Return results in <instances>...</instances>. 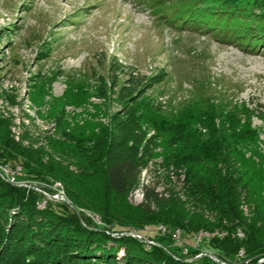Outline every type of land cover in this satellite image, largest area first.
<instances>
[{
    "label": "rangeland",
    "instance_id": "1",
    "mask_svg": "<svg viewBox=\"0 0 264 264\" xmlns=\"http://www.w3.org/2000/svg\"><path fill=\"white\" fill-rule=\"evenodd\" d=\"M219 2L0 0V149L9 145L8 151L0 153V179L40 191L24 179L22 162H29L33 169L55 163L76 177L74 183L81 192L99 195L101 177L92 174L85 156L94 155L97 144L107 142L106 136L122 135L127 121L139 117L126 144V150L133 148L135 159H141L139 182L124 198L125 205L140 207L141 188L148 185L161 198L183 204L187 213L200 211L185 189L184 170L164 166L160 140L150 120H176L195 111L203 118L212 111L233 109L244 113L257 134L256 150L264 155V37L255 44L245 36L251 22L256 27L262 23L246 18L243 11L264 8V0H248V6L241 5L228 15L216 10L202 13ZM11 148L30 155V160H16ZM4 170L12 173L15 183ZM52 184L48 188L53 193H42L75 209L62 184ZM148 206L151 212L157 211L154 204ZM239 209L246 220L251 219L252 205L241 203ZM76 211L107 233L114 225L130 229L112 233L113 237L140 240V236L146 247H162L150 232L155 228V233L181 247L179 255L186 262L207 256L221 263L209 253L189 256L179 228L117 221L105 226L92 212ZM201 213L209 223L218 220L215 212L204 208ZM175 233L179 234L176 239ZM225 235L219 229L200 231L189 246ZM234 235L244 238L241 228ZM122 256L119 251L117 258ZM237 257L238 264H249L242 249ZM257 264H264V258Z\"/></svg>",
    "mask_w": 264,
    "mask_h": 264
},
{
    "label": "trees",
    "instance_id": "2",
    "mask_svg": "<svg viewBox=\"0 0 264 264\" xmlns=\"http://www.w3.org/2000/svg\"><path fill=\"white\" fill-rule=\"evenodd\" d=\"M246 2L248 0H220L219 6L206 7L202 13L216 10L228 15L238 11L241 5H247ZM252 9L243 10L245 17L262 25L256 27L251 22L245 28V36L257 44L264 37V8L254 6ZM201 116L195 111L189 117L176 120H150L160 140L164 166L184 170L185 189L200 211L187 213L183 204L173 198H161L155 187L148 185L143 186L144 202L140 207L125 205L124 198L139 182L141 162L135 159L133 148L126 150L131 131L141 121L139 117L131 118L122 135L116 138L105 135L107 142L98 143L94 155L89 151L91 157L85 156L92 166L89 167L92 174L101 177L99 195L85 189L87 193L81 192L74 183L76 177L55 163L33 169L29 168V162H22L24 179L32 186L37 185L41 192L12 186L0 179V264H218L207 256L186 262L179 255L181 247L155 233V228L150 232L156 234L155 241L162 247H146L141 240L129 236L113 237L112 233L130 229L114 225V230L108 234L103 227L77 212L79 208L99 216L105 226L117 221L131 225L163 224L171 230L179 228L191 257L204 252L212 254L219 262L238 264L237 254L242 249L249 264H257L264 258V155L256 150L257 134L245 120L244 113L233 109ZM134 140L135 145L138 139ZM8 147V144L3 146L0 153L4 154ZM11 149L15 150L16 160L19 157L30 160V155ZM53 182L62 184L75 209L42 193H53L48 188ZM42 202H45L44 208L37 207ZM149 203L154 204L156 212L149 210ZM241 203L253 206L251 219L242 216ZM204 208L218 215L217 222L209 223L204 219L201 213ZM237 228L242 229L243 239L234 235ZM218 229L226 231L223 239L201 240L202 243L189 246L193 235ZM119 251L123 252L121 258H117Z\"/></svg>",
    "mask_w": 264,
    "mask_h": 264
},
{
    "label": "built area",
    "instance_id": "3",
    "mask_svg": "<svg viewBox=\"0 0 264 264\" xmlns=\"http://www.w3.org/2000/svg\"><path fill=\"white\" fill-rule=\"evenodd\" d=\"M2 169V168H1ZM4 172H5V176L6 177H10L11 179H13V182L15 183L16 182V180H15V178L13 177V175H12V173H10V172H7L6 170H4ZM0 175H2V174H0ZM3 176V175H2ZM20 187H28V185L25 183V184H21V185H19ZM161 229H162V231L163 232H165V229L163 228V227H161ZM179 237V234L178 233H175L174 235H173V238H178ZM138 239H140L141 240V237L140 236H138ZM148 244H152V243H150V242H147ZM262 261V260H261ZM220 264H225V263H220Z\"/></svg>",
    "mask_w": 264,
    "mask_h": 264
},
{
    "label": "bare ground",
    "instance_id": "4",
    "mask_svg": "<svg viewBox=\"0 0 264 264\" xmlns=\"http://www.w3.org/2000/svg\"><path fill=\"white\" fill-rule=\"evenodd\" d=\"M10 179H11V178H10ZM11 182L14 183V182H13V179H11ZM141 189H142L141 191H142V194H143V188H141Z\"/></svg>",
    "mask_w": 264,
    "mask_h": 264
}]
</instances>
